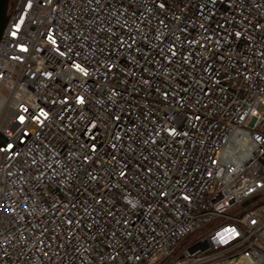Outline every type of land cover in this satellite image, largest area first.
I'll use <instances>...</instances> for the list:
<instances>
[{"label": "built area", "instance_id": "built-area-1", "mask_svg": "<svg viewBox=\"0 0 264 264\" xmlns=\"http://www.w3.org/2000/svg\"><path fill=\"white\" fill-rule=\"evenodd\" d=\"M7 14L0 264H264V0Z\"/></svg>", "mask_w": 264, "mask_h": 264}, {"label": "water", "instance_id": "water-1", "mask_svg": "<svg viewBox=\"0 0 264 264\" xmlns=\"http://www.w3.org/2000/svg\"><path fill=\"white\" fill-rule=\"evenodd\" d=\"M8 3L9 0H0V36L2 34V31L5 27L8 18V14H7Z\"/></svg>", "mask_w": 264, "mask_h": 264}, {"label": "rangeland", "instance_id": "rangeland-1", "mask_svg": "<svg viewBox=\"0 0 264 264\" xmlns=\"http://www.w3.org/2000/svg\"><path fill=\"white\" fill-rule=\"evenodd\" d=\"M229 264H253V261L250 257L241 255L232 260V262Z\"/></svg>", "mask_w": 264, "mask_h": 264}, {"label": "snow or ice", "instance_id": "snow-or-ice-1", "mask_svg": "<svg viewBox=\"0 0 264 264\" xmlns=\"http://www.w3.org/2000/svg\"><path fill=\"white\" fill-rule=\"evenodd\" d=\"M22 22H23V21H21V23H22ZM17 28H19V24L17 25ZM13 35H15V33H13ZM52 42L55 43L54 40H53ZM22 50H25V51H26V49H22ZM76 68H77L79 71L84 72L85 75H87L86 70L83 69V68H81L80 65H76ZM78 102H79V103H83V100L80 99V100H78ZM41 115H45V116H46V113H43V112H42ZM20 119L23 120L24 118H23V117H20ZM185 199H187V197H185ZM253 223H255V222H253Z\"/></svg>", "mask_w": 264, "mask_h": 264}]
</instances>
